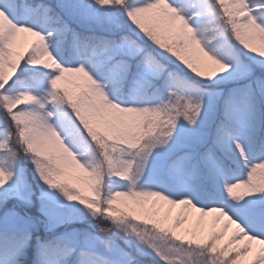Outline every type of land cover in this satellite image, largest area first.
Returning <instances> with one entry per match:
<instances>
[{
  "label": "snow or ice",
  "instance_id": "6c2138e0",
  "mask_svg": "<svg viewBox=\"0 0 264 264\" xmlns=\"http://www.w3.org/2000/svg\"><path fill=\"white\" fill-rule=\"evenodd\" d=\"M21 33L35 38L26 54L16 51ZM256 61L264 64V0H0L4 222L25 220L5 198L34 194L18 164L25 156L42 210L55 201L134 223L160 264H239L249 255L264 264V140L258 146L253 130L242 141L234 120L239 105L264 98ZM71 166L90 195L65 178ZM158 202L214 214L222 227L200 240L135 222L132 205L154 216Z\"/></svg>",
  "mask_w": 264,
  "mask_h": 264
},
{
  "label": "rangeland",
  "instance_id": "374dc122",
  "mask_svg": "<svg viewBox=\"0 0 264 264\" xmlns=\"http://www.w3.org/2000/svg\"><path fill=\"white\" fill-rule=\"evenodd\" d=\"M36 5L51 6L52 2L57 0H33ZM22 2H30V0H22ZM30 5V4H29ZM41 22L47 23V18L41 16ZM209 31L204 33L206 40H212L214 29L209 25ZM35 38L30 34L21 33L18 35L16 51L25 53V50L31 44ZM214 44L215 41L212 40ZM253 72L257 76L264 74V64L256 61L254 64ZM205 74H208L207 72ZM162 81H157L158 87ZM232 84L224 85V87H232ZM143 87L140 85H134L131 91L134 94L141 92ZM234 120L239 132L238 138L242 141L246 139L249 134L255 130V141H258V146L261 141L264 140V106L260 103V98L255 102L254 106L248 104H241L236 108L234 113ZM19 167L23 170L26 183L31 186L33 195L22 196L20 199L9 201L8 207L10 208L15 204V211L19 212L20 216L25 220L20 222L21 228L24 229L12 242H8L2 239L4 231H9L13 225H8L3 220V214L5 211H0V264H8L7 261L15 259L20 248L17 241L21 245H24L28 229L27 226L31 225V220L38 221L43 227V233L46 237V241L49 247L56 252L63 251L65 248H70V252H65V256L69 253L73 254V259L70 264H141L142 261L149 264H160L158 259L140 243L133 229L137 232L141 231V228L134 223L125 222L123 225H114L111 222L97 217L93 219L91 215L78 210L73 209L65 204H60L55 201H51L46 205V209L42 210V200L45 198L42 196L40 189L36 185V180L33 174V166L28 157L22 156L18 162ZM69 175L65 177L69 183L73 184L82 190L83 194L90 195V191L84 183L81 182L78 177H82L84 174L75 169L74 166L68 168ZM131 204V202H128ZM125 211H129V207L121 205ZM136 209L132 212V215H138V219L135 221L139 223L143 219H149V227L151 222L155 220L162 224L163 227L172 228L177 235L183 236L185 239L190 238L192 233H196L197 238L205 240L213 230H220L223 224V220L220 224H215L214 214L209 216H201L200 213L194 209H182V206L172 207L164 202H158L156 205L157 214L154 216H145L141 214V207L139 205H132ZM183 210L182 224L180 227L175 226V221L180 217V213ZM31 213L30 215H26ZM19 224V223H17ZM15 224V225H17ZM75 224L74 229L76 232H68L67 228L70 225ZM66 227L65 229H62ZM108 229L107 232H103L102 229ZM81 229V231H78ZM81 232V233H80ZM127 233V234H126ZM231 229L225 234V237L219 242L220 246L227 243L230 238ZM72 236V238L68 237ZM56 241V242H55ZM44 245V244H42ZM254 251L258 252L259 246L253 244ZM138 251L151 255L150 258L144 259L139 256ZM54 253H46V248L40 246L38 250V258L35 264H53ZM149 260V261H145ZM239 264H252V256L241 257Z\"/></svg>",
  "mask_w": 264,
  "mask_h": 264
},
{
  "label": "trees",
  "instance_id": "16d2710c",
  "mask_svg": "<svg viewBox=\"0 0 264 264\" xmlns=\"http://www.w3.org/2000/svg\"><path fill=\"white\" fill-rule=\"evenodd\" d=\"M27 4H30L33 6L36 5L33 0H30V2H27ZM55 4H56V2H54V3L52 2V7H55ZM77 30L80 31V30H84V29L78 28ZM262 76H264V74ZM174 83H179V82L174 80ZM260 103L262 106H264V98H260ZM256 144L258 145V141H256ZM5 200L7 201V205H8L9 201L7 200V198H5ZM4 207H5L4 204L0 203V211L2 209H4ZM27 214L30 215L31 213H27ZM27 214H25V216ZM31 222H32L31 225L27 226L28 235H27V239H26L24 245H21L19 241L16 242L18 244V247L20 248V250H19L17 256L15 257V259L10 261V264H35L37 261V258H38V250L40 249V246H44L46 248L47 254H49L50 252L54 253L53 264H70L74 255L69 253L67 256H65V254H66L65 252H63V251L56 252V251H54L53 248L51 249L49 247L48 243L42 242V241H46V237L44 236V233L42 232L43 227L40 224H38V221H36V220H31ZM74 226H76V225L75 224L70 225V227L67 228V231L75 233L76 230L74 229ZM65 228L66 227H63L62 229H65ZM22 230H24V229L21 228L20 223L17 225L14 224L9 229V231H4V233L2 234L1 237H3L2 239L7 240L8 242H12V240H14L16 237H18V235H20ZM78 231H81V229H78ZM68 237L72 238V236H70V235H68ZM42 244H44V245H42ZM138 254L140 257H142L144 259H148L151 257V255L144 253V252H140V251H138ZM145 261H149V260H145Z\"/></svg>",
  "mask_w": 264,
  "mask_h": 264
},
{
  "label": "water",
  "instance_id": "95a60500",
  "mask_svg": "<svg viewBox=\"0 0 264 264\" xmlns=\"http://www.w3.org/2000/svg\"><path fill=\"white\" fill-rule=\"evenodd\" d=\"M141 264H149V263H146V262L142 261Z\"/></svg>",
  "mask_w": 264,
  "mask_h": 264
}]
</instances>
